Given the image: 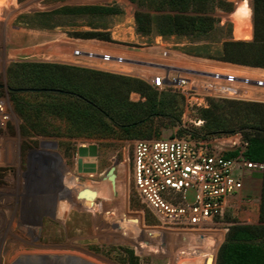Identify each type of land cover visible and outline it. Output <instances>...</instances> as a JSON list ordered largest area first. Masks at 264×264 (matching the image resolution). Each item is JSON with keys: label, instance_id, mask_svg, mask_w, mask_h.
<instances>
[{"label": "rangeland", "instance_id": "obj_1", "mask_svg": "<svg viewBox=\"0 0 264 264\" xmlns=\"http://www.w3.org/2000/svg\"><path fill=\"white\" fill-rule=\"evenodd\" d=\"M256 1L217 0L210 15L215 27L223 28L222 32L201 37L164 38L154 27L148 36L140 35L136 29L137 12L151 16L162 14L150 9L154 0H0V235L7 240L0 264H5V259L10 257L12 259L8 264H130V258L137 259V264H187L186 257L189 255L191 264H206L210 258L216 261L229 226L261 225L262 185L260 187L257 183L260 184L258 179L262 182V175H258L255 176L257 180H250L249 194L241 191L232 197L224 218L205 229L203 233H207L204 235L207 239L194 242L184 239L180 232L160 228L139 202L133 185V144L136 140L145 139L122 134L73 138L66 134L60 120L54 121L61 129L59 136H39L27 128L29 124L15 111L6 75L8 67L19 62L79 66L77 62L86 61L72 59L63 62V54L67 52L64 44L80 40L68 35L73 31L92 29L107 32L111 43L94 40L101 42L94 44L117 51L129 60L150 61L155 65L164 63L162 57L169 56L178 65L181 62L183 66L201 71L196 81L191 78L197 87L194 93L154 89L158 93L157 99L160 93L180 97L172 113L178 117L180 126H172V122L164 118L157 119L154 122L156 133L150 140L188 136L179 128L195 131L203 126L198 110L207 107V99L254 102V96L249 95L247 90L258 88L242 84L241 79L263 81L260 88H263L264 97V72H259L256 79L241 69L235 73H224L213 69L219 67L217 63L223 62L188 56L182 51V48L206 46L213 54L220 50L224 42L238 41L240 24L244 20L253 23L251 15L253 17ZM85 6L116 7L121 14L64 21L62 26L54 29L30 27L18 22L21 17L27 19L38 13ZM122 69L124 74L121 76L135 79L152 73L151 69L137 67L133 62ZM212 74L234 75L238 80L233 84L214 81ZM243 91H246L245 94ZM128 100L132 103L145 102V98L137 93H130ZM199 121L202 123L197 125ZM237 134L240 133L216 136L206 141L226 139ZM224 144L227 145V142ZM91 148H94L93 157L89 151ZM81 149L88 151L81 155ZM33 156L50 158L53 174L44 179L35 173L38 178H31ZM112 167L115 168L113 185L107 179ZM187 200L189 203L193 201L192 192L187 194ZM2 208L5 210L1 211ZM131 219L138 221L137 226L127 224Z\"/></svg>", "mask_w": 264, "mask_h": 264}, {"label": "trees", "instance_id": "obj_2", "mask_svg": "<svg viewBox=\"0 0 264 264\" xmlns=\"http://www.w3.org/2000/svg\"><path fill=\"white\" fill-rule=\"evenodd\" d=\"M216 1L154 0L150 9L162 14L151 16L137 12V32L148 36L154 27L158 35L164 38L201 37L222 32L223 28H216L210 15ZM120 14L121 10L116 7H65L53 12L38 13L27 19L21 17L18 22L30 27L54 29L62 26L64 21ZM68 36L80 40L112 42L109 33L96 29L73 31ZM182 51L192 57L264 70V0L254 2L252 42L226 41L213 54L206 46L182 48ZM6 75L8 93L15 111L29 124L27 128L39 136H59L62 132L54 123L55 120L62 121V128L73 138L122 134L125 137L150 140L156 133L154 122L157 119L164 118L170 120L172 126H180L178 117L172 114L178 105L179 96L160 93L157 99V91L139 79L75 65L42 62L14 63L8 67ZM17 89L32 91H14ZM130 93L139 94L145 98V102H130ZM198 115L203 121L199 130L179 128V131L193 140L201 141L238 132L247 143L246 159L264 164L263 103L207 99V107L199 109ZM235 155L232 153L227 156ZM261 195V225L229 226L217 252L216 264H264V173ZM130 262L137 264V259L130 258ZM186 263L191 264V255L186 257Z\"/></svg>", "mask_w": 264, "mask_h": 264}, {"label": "built area", "instance_id": "obj_3", "mask_svg": "<svg viewBox=\"0 0 264 264\" xmlns=\"http://www.w3.org/2000/svg\"><path fill=\"white\" fill-rule=\"evenodd\" d=\"M72 58L86 61L77 62L80 67L118 75L124 74L123 67L135 63L121 55L79 49L73 51ZM135 65L155 69L149 64ZM160 71L158 75L140 79L159 91L195 92L196 85L179 71ZM211 79L228 84L238 80L234 75L220 74H212ZM241 83L257 88L263 86V81L249 78L241 79ZM246 148L247 143L240 134L214 141L193 140L189 135L136 140L132 149L136 196L160 228L203 233L224 218L228 201L240 194L245 177L264 173V164L246 159ZM232 153L236 155L227 156ZM189 192L193 193L191 203L187 200Z\"/></svg>", "mask_w": 264, "mask_h": 264}, {"label": "crops", "instance_id": "obj_4", "mask_svg": "<svg viewBox=\"0 0 264 264\" xmlns=\"http://www.w3.org/2000/svg\"><path fill=\"white\" fill-rule=\"evenodd\" d=\"M252 14V13H251ZM252 15H251V19H252ZM252 24V35H251V39L250 40H238V41H235V42H245V43H250L253 41V23L251 22ZM237 40V39H236ZM70 43H66L64 44V47L65 49L67 48V52H64V56H65V59L63 62H69V60H72V53L73 51L77 50V49H80L82 51H97V52H111L115 55H119L120 53L117 52V51H111V50H106V49H103L101 47H99L98 45H95L94 42H97V41H94V40H70L69 41ZM97 43H101V42H97ZM63 48V47H62ZM64 49V48H63ZM130 60H133L137 65H141V66H144V64H149V65H153L155 67V69H152V73L150 74H160V70H164V71H179L180 73H182L184 76L188 77L191 81V78L193 79L192 81H196V78H198L199 76H201V71H198L197 69H194V68H190V67H187V66H183L181 64V62H179L180 65H178L176 63V61L174 60L173 57H169V56H165V57H162V60H164V63H159V64H155L154 63H151L150 61H143V60H136V59H130ZM153 61V60H151ZM71 62V61H70ZM217 65L219 66L218 68L214 67L213 69H217L220 70L221 72H224V73H235L238 69H241V70H245V72H249L250 75L252 76L251 78L252 79H256L255 77L259 78V72H264L263 69H258V68H247V67H241V66H235V65H231V64H225V63H217ZM263 88H258V89H254V90H247L248 94L250 95H253L254 96V99L253 101L254 102H264V97H263V91H262ZM246 91H243V94H245ZM254 176V177H253ZM255 176H258V174H251L250 176H247L245 177V179L243 180V193L245 194H249L250 192V180H254L257 178ZM258 181L260 182L257 183L258 185H262V182H261V179H258Z\"/></svg>", "mask_w": 264, "mask_h": 264}, {"label": "bare ground", "instance_id": "obj_5", "mask_svg": "<svg viewBox=\"0 0 264 264\" xmlns=\"http://www.w3.org/2000/svg\"><path fill=\"white\" fill-rule=\"evenodd\" d=\"M251 35H252V25L250 23L249 20H244L241 24H240V33L238 36V40H250L251 39ZM8 163V162H7ZM33 166L32 168V175L31 178L36 177L37 176H41L44 179L47 178V176H51L53 174V164L50 161V158H37L36 156H33L31 158V164ZM35 173H37L35 176ZM34 175V176H33ZM43 175V176H42ZM43 179V180H44ZM50 179V178H49ZM32 180V179H31ZM45 181V180H44ZM50 183V182H49ZM30 185V184H29ZM36 185V184H35ZM33 186V185H32ZM35 188V187H34ZM4 208L1 209V211ZM5 210V209H4ZM12 214V213H11ZM127 224L129 226H137L138 221L136 219H131L127 221ZM183 233V234H182ZM181 235H183L184 239H189V240H193L194 242L197 241V239H207L204 235H207V233H189V232H181ZM184 235H190V236H184ZM3 236L0 235V258H1V253L3 252V248H5V244H6V239L2 238ZM13 250V249H12ZM20 251V250H19ZM16 255V253H15ZM14 255V256H15ZM17 256V255H16ZM8 257V256H7ZM15 258V257H14ZM12 259V257H10L9 259H5V264H8L10 262V260ZM213 258H210L207 260L206 264H213L212 262Z\"/></svg>", "mask_w": 264, "mask_h": 264}, {"label": "water", "instance_id": "obj_6", "mask_svg": "<svg viewBox=\"0 0 264 264\" xmlns=\"http://www.w3.org/2000/svg\"><path fill=\"white\" fill-rule=\"evenodd\" d=\"M14 91H16V92H26V91H32V90H28V89H17V90H14ZM87 151L88 150H86V149H81L80 150V153H81V155H84ZM89 151H90L91 156L93 157V155H94L93 148H91ZM114 171H115V168L112 167V168L109 169V171L107 173V179L111 182L112 185L115 182V174H114ZM153 235L156 236V234H153ZM212 262H213V264L216 263V261L213 260V259H212Z\"/></svg>", "mask_w": 264, "mask_h": 264}]
</instances>
